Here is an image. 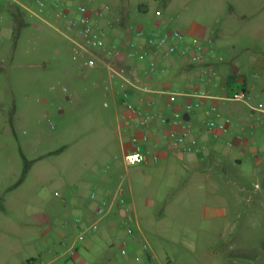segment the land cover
<instances>
[{"label": "rangeland", "instance_id": "1", "mask_svg": "<svg viewBox=\"0 0 264 264\" xmlns=\"http://www.w3.org/2000/svg\"><path fill=\"white\" fill-rule=\"evenodd\" d=\"M53 1L61 9H77L70 13L75 17L82 5H108L111 22L121 18L116 25L139 27L147 34L174 29L194 35L214 31L222 70L239 71L253 86L249 100L228 101L222 109L252 113V121L261 114L252 107L264 110V0H47L46 12ZM54 26L46 14L43 18L22 15L11 40H0V94L9 112L13 111V120L8 111L5 117L13 126L23 122L16 135L1 138V143L11 142L14 159L11 164L0 163V206L9 207L0 208V264H28L32 257L47 252L36 221L41 211L71 206L57 197L66 188L78 184L81 203L87 204L97 200L91 194H99L97 186L105 172L117 184L126 176L125 186L139 174L122 164L125 139H114L112 152L104 145L106 129L99 114L107 111L103 106L106 97L94 84L100 77L99 68L85 66V59L75 55L72 41ZM171 91L177 92L175 88ZM260 120L264 130V116ZM37 134L49 140L44 149L67 144L68 151L55 165L45 163L39 172L27 174L20 148ZM244 134L253 135L250 130ZM255 145L258 150L253 157L223 168L231 181L227 185L219 181L210 194L192 191L172 196L163 175L146 188H136L139 208H150V219L143 225L157 252L158 259L152 264H264V137L257 138ZM147 200L151 204L146 206ZM208 209L225 213L208 214ZM127 225H119L114 236L75 231L74 239L82 233L98 239L89 253L83 248L87 240H79L80 252L88 255L86 264H138L132 247L125 246L127 259L121 254L120 238L128 235ZM225 233L227 238H218ZM110 237L119 238L113 249L105 246Z\"/></svg>", "mask_w": 264, "mask_h": 264}, {"label": "crops", "instance_id": "2", "mask_svg": "<svg viewBox=\"0 0 264 264\" xmlns=\"http://www.w3.org/2000/svg\"><path fill=\"white\" fill-rule=\"evenodd\" d=\"M54 5H56V2H51L46 12V17L57 25L54 26L57 30L65 34L62 29L65 21L56 19L57 10ZM63 8L60 9L69 10L73 13L77 11V9L75 10L71 7L64 6ZM22 15H26V12L15 0H0L1 41L11 40L15 23ZM110 18L111 15L109 14L102 22L103 25L111 27L113 32L120 34L122 39L128 26L115 24L123 20L121 18H116L115 22H111ZM117 34H113L112 43L120 41ZM189 34L200 38H206L209 35V33L203 35ZM221 62L222 60L215 51V55L204 63L179 61L177 64L166 67L165 72H159L151 78H144L141 73L138 78L143 82H148L152 91L148 94H141L135 90L131 100H134L136 105L144 112L153 116L151 124L144 129L140 126V118L126 109L124 101L111 95L109 88L117 90V86L111 84L106 71L102 67L99 68L100 77L94 84L101 91V94L106 97L103 106L107 111L99 114L102 126L106 129L102 135L105 141L104 145L112 152L113 140L116 138L125 139L126 141L121 145L123 153L122 164L124 168L136 170L139 174L130 177L128 185L125 186L123 183L126 176H121V181L117 184V181L105 172L97 186L99 194H97V197L95 193L91 194V199L97 198V200H92L87 204L81 203L83 195L78 184L63 190L64 192L57 197L61 199V203H71V206L67 208H50L47 212H40L42 215L40 220L36 221L38 224L36 225L41 226L42 243L46 246L47 252L39 258L32 257L30 259L32 261L29 264H68L69 261H74L77 264H86L88 255L80 252L79 237L74 239L75 231L84 229L85 233L95 231L96 233H102L104 236H110V234L112 235L118 230L119 225L126 222L128 223L127 230L131 227L134 233L129 235L127 232L128 235L121 236L122 246L126 244V246L133 248V254L138 264H152L155 259H158L157 252L151 246L144 232L143 223L150 219V208H139L135 195L136 190L148 187L151 180L163 175L167 178V182L170 183H167L166 186L168 189L173 190L172 196L179 195L181 192L182 194L184 193L183 195H187L192 191L210 194L214 191V188H217L216 185L219 181H221V184L225 183V185L231 181L223 168L230 162L242 164L245 159L253 157L258 150L255 145L256 139L264 137V130L261 129L259 122L261 121L260 116H264V113L254 111L252 107L253 112L261 113L256 121H252V113L248 116L241 110L222 109L226 102H234L230 100V96L235 91L244 89L250 96V90L253 86L251 82L239 74V71L235 69L222 70L220 67ZM126 64L137 65L141 70H145L148 67V62L126 61ZM164 87L175 88L179 94L177 102L171 105L168 103V97L160 92ZM202 94L204 95L203 97L198 96ZM106 103L109 104L108 107H105ZM188 105L191 106L190 109L187 108ZM213 106L218 110L216 113L211 111ZM7 111L9 112L10 110L3 103L0 94L1 157L5 154L4 157L0 158V163L7 162L11 164L12 159H14L10 152L11 142L5 141L1 143V138L13 134L16 135L23 126V122H20L21 125L19 126L9 124L5 117ZM174 111H181L184 114V121L177 130L180 132L189 131L203 148L202 153L176 152L164 139V134L173 128L169 124L163 123L160 117L165 116L171 119ZM9 113L13 120L11 116L13 111ZM45 116L50 117V113L46 112ZM225 119L230 121L226 133H218L215 136L204 133V128L209 120L223 121ZM247 130L252 131L253 135L251 137H247L244 134ZM143 132L148 133L150 136L149 141L145 144V149L149 154L148 160L137 166H129L124 158L131 148V137L140 135ZM48 141V139H43L37 134L26 143H23L20 148V156L23 158L22 162H24V167H26L24 169H26L27 174L33 171L39 172V167L45 163L55 165L56 159L67 153V144L54 149H44L45 145H48ZM6 149L8 150L7 153L4 152ZM73 155L75 153H72L70 158ZM110 165L107 167L108 170H112ZM121 198L124 199L123 203ZM16 202L14 201V203ZM144 204L147 206L151 202L147 200L144 201ZM0 208L9 207L3 203ZM100 208H104L101 214L98 212ZM203 208L211 207L204 206ZM207 212L208 214H223L225 210L214 211L213 209H208ZM93 225H97L98 228L93 230ZM81 235L84 236V233ZM111 237L106 241L105 246L113 249L119 238L111 239ZM218 238H227V233L219 234ZM83 240H87L83 247L87 251L86 253H89L98 241L96 236L84 237ZM140 242H144L142 246ZM143 245H147L148 249L144 250ZM63 246H67V249L61 251ZM126 256H124V259H127ZM142 257L144 258L143 260Z\"/></svg>", "mask_w": 264, "mask_h": 264}, {"label": "built area", "instance_id": "3", "mask_svg": "<svg viewBox=\"0 0 264 264\" xmlns=\"http://www.w3.org/2000/svg\"><path fill=\"white\" fill-rule=\"evenodd\" d=\"M15 1L31 17L43 18L46 14L47 0ZM54 7L57 10L56 19L65 20L63 32L74 44L75 55L85 59V66L88 68L102 67L106 71L110 83L117 86V90L109 88L111 95L124 101L126 109L140 118V126L143 129L151 124L153 116L133 104L131 97L135 90L141 94H148L152 89L148 82H143L138 78L139 75L142 73L144 78H151L159 72H165L166 67L177 64L179 61L204 63L215 55L214 31H211L206 38H200L179 29L162 33L152 31L147 34L139 27L128 26L121 39L120 34L113 32L111 27L102 23L111 12L108 5L92 7L82 5L78 8V17L72 16L69 10H61L57 4ZM113 34H117L120 38L119 42H111V38L114 37ZM126 61L148 62V67L141 70L137 65H127ZM62 91L68 92V89L63 87ZM160 92L168 97L170 105L177 102L179 94L171 91V88L164 87ZM198 96L203 97L204 95ZM249 98V94L244 89L237 90L230 96V100L234 102H244ZM108 106L109 104L106 103L105 107ZM187 108L190 109L191 106L188 105ZM253 110L264 113L262 106L253 107ZM211 111L216 113L218 110L213 106ZM160 119L173 128L163 136L173 150L179 153H202L203 148L189 131L180 132L177 130L184 121L183 112L174 111L171 119L165 116H161ZM229 123L228 119L223 121L209 120L204 128V133L213 136L218 133H226ZM51 127L55 128L54 125ZM149 139L150 136L146 132L131 137V148L124 158L127 165L137 166L148 160L149 154L145 149V144ZM121 202H124L123 198H121ZM103 211L104 208H100L98 212L101 214ZM97 228V225L92 226L93 230ZM127 232L129 235L134 233L131 227L128 228ZM83 239V235L79 236V240ZM125 246L126 244L121 250L123 256L127 255ZM143 249L147 250L148 246L143 245Z\"/></svg>", "mask_w": 264, "mask_h": 264}, {"label": "trees", "instance_id": "4", "mask_svg": "<svg viewBox=\"0 0 264 264\" xmlns=\"http://www.w3.org/2000/svg\"><path fill=\"white\" fill-rule=\"evenodd\" d=\"M32 260L28 261V264L31 263Z\"/></svg>", "mask_w": 264, "mask_h": 264}]
</instances>
